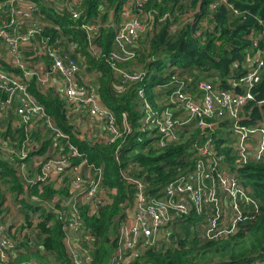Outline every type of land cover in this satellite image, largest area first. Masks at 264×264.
<instances>
[{"label": "trees", "instance_id": "1", "mask_svg": "<svg viewBox=\"0 0 264 264\" xmlns=\"http://www.w3.org/2000/svg\"><path fill=\"white\" fill-rule=\"evenodd\" d=\"M34 1L40 3V11L46 13L48 18L49 24L45 25L43 34L50 37L51 42L57 41L60 33L69 35L74 42L75 52L84 56L87 65L98 71L100 102L115 112L118 126L124 132L113 144L103 139H82V131L71 122L69 109L73 103L62 95L46 92L37 76L31 78V91L46 107L58 127L80 147L89 162L103 168L106 188L117 189L112 202L107 201L97 213L90 214L86 205L82 208L85 235L80 237V244L78 240L76 242L81 245L78 247L80 253L91 256L87 264H109L118 246L120 226L127 218V205L135 194L134 185L128 184L122 172L125 169L132 171L130 164L138 163L139 168L134 169L131 174L148 181L152 192H157L172 179L190 171L197 156L190 149L193 138L181 137L180 142L160 148L155 144L156 138L140 131L143 98L139 96V88L147 90L168 82L172 66L177 65L187 70L186 74L196 81L219 80L221 87L229 89L231 79L243 74L251 60L258 57L264 59V0H227L216 8L212 7L215 0H145L141 8L135 5L132 10L134 15L153 10L159 14L153 13L152 23L148 25L147 31L131 46L136 50V57L115 62L126 71H139L146 76L145 79L129 80L121 84H117V71L108 60L113 50L119 48L114 47V20L106 21L110 18V10L113 12L112 17H116L115 21H119L120 13L129 0H80V4L73 6L81 12L77 19L69 13L68 4L73 0H58L57 5H63L64 13L59 12L56 6L44 5V0ZM165 13L173 17V25L169 18L159 21L160 15ZM181 17H185V20H181ZM84 19L90 24L100 25L92 38H89V32L82 27ZM40 37L41 35H37V39ZM94 46L100 49L98 55L95 54ZM6 51V46L0 42V61H3L8 72L18 73L16 65L4 62ZM235 90L236 93L241 92L240 87ZM252 93L255 98L247 104L245 112L248 118L242 123L248 126L258 123L264 125V66L260 81ZM4 99L5 96L0 93V108ZM124 113L132 128L129 134L123 125ZM2 119L0 124L7 121ZM8 121L10 132L12 120ZM194 130L193 135L198 138L200 130ZM183 131L179 130L186 136ZM216 145L219 154L224 156V162L230 167V172L238 174V179L245 184L249 195L260 203L258 211L249 213L247 210L250 208L242 210L243 217H248L240 220L236 232L211 240H199L189 226L200 220L205 227L209 214L191 212L179 218L176 223L181 222L188 235L194 232L192 242H189V237L180 239L179 236L178 239L177 234L171 232L167 239L158 241L159 248L157 245L151 247L140 257L133 258L129 264H208L216 256L222 260L212 264H264V157L238 164L235 138L229 132L226 122L216 136ZM81 160L82 158L77 159L78 162ZM0 168L3 169L1 173L4 176H11L13 179V190L24 193L26 197L38 195L42 208L45 201L55 205L51 201L53 196L68 195V191L53 189L52 184L44 186L42 191L39 185H26L19 172L4 158H0ZM30 197L27 199L30 200ZM4 201V195L0 194V217ZM44 211L41 214L44 219L28 232L12 233L10 225L7 233L12 245L0 250V253L4 251L7 256L4 259L0 254V264H36L33 257L39 262L40 259L46 260L47 256L51 257V261H47L52 264H75L66 235L67 226L60 218V213L45 207ZM3 221L5 220L1 217L0 222ZM111 232L112 236L109 237ZM177 239L179 245L177 243L175 246ZM40 264L48 263L40 261Z\"/></svg>", "mask_w": 264, "mask_h": 264}, {"label": "built area", "instance_id": "2", "mask_svg": "<svg viewBox=\"0 0 264 264\" xmlns=\"http://www.w3.org/2000/svg\"><path fill=\"white\" fill-rule=\"evenodd\" d=\"M79 1L73 0L68 4L69 12L76 19L81 12L73 6ZM144 1L129 0L121 19L114 24V47L119 48L113 50L108 60L123 83L129 80L143 81L146 77L136 70L126 71L115 63L116 60L128 61L136 57V50L131 46L147 31L153 13L159 14L153 10L133 15L135 5L141 8ZM226 1L215 0L212 7L216 8ZM56 8L64 13L63 5H56ZM167 18L173 25V17L169 13L160 15L159 21L163 22ZM84 22L82 27L92 38L100 25L90 24L86 19ZM48 24L47 15L40 11L38 1L0 0V42L7 48L3 60L5 63L12 62L21 72H8L3 61H0V93L5 96L0 118H10L14 122L11 124V136L5 134L8 126L3 128L5 123L0 124V153L3 155L0 158L9 161L23 180H34L30 184L39 185L41 191L51 183L58 184V190L68 191V195L56 197L55 205L45 201L44 206L60 213V218L67 226L66 235L74 263L87 264L91 256L80 253L78 249L81 246L80 237L85 235L82 208L86 205L90 214H95L107 203L104 171L102 167L89 162L80 147L58 127L46 107L31 91V78L37 76L41 87L47 90L52 77L60 75L68 101L75 106H85L91 119L103 124L109 144L116 142L124 132L118 126L115 112L101 104L96 87L79 82L77 75L81 65L78 59L63 52L56 40L51 42L50 37L43 34ZM37 35L41 37L37 39ZM94 51L97 55L100 53L97 46H94ZM40 57L47 61L44 73L28 66V62L39 60ZM263 66L262 57L251 60L246 71L238 78H232L229 89H226L220 86L219 80L196 81L173 65L168 82L147 90L139 88V96L143 98L140 131L156 138L155 144L160 148L180 142L181 137L193 138L190 149L197 156L190 171L172 179L157 192H152L148 181L131 174L139 168L138 163L130 164L132 171L125 169L122 172L128 184L134 185L135 194L127 205V218L120 226L118 246L109 264H129L151 247L157 245L159 248L158 241L162 235L171 233L176 221L191 212L209 214L203 233L211 240L236 232L240 220L248 217H243L242 210L250 208L247 210L249 213L258 211V200L249 195L238 174L230 172L224 156L219 154L216 136L226 122L235 138L234 148L240 165L264 157V125L258 123L248 126L242 123L248 118L245 109L249 101L255 98L252 90L260 81ZM174 67L179 69L175 70ZM193 87L197 88V92L193 91ZM237 87H240V93H236ZM155 90H164L165 95L158 98L152 94ZM147 91L156 97L160 105L147 98ZM11 114L15 117H10ZM123 116L124 129L129 134L132 128L127 114ZM194 129L200 130L198 138L193 135ZM179 130H184L186 136ZM47 135L62 147L57 155L45 157L39 153ZM78 158L82 160L78 162ZM28 169L35 170V178L28 177ZM34 198L41 201L38 196ZM130 211L134 212L132 224L127 222ZM7 232L6 226L0 223V250L12 245ZM0 254L4 259L7 258L4 251Z\"/></svg>", "mask_w": 264, "mask_h": 264}, {"label": "crops", "instance_id": "3", "mask_svg": "<svg viewBox=\"0 0 264 264\" xmlns=\"http://www.w3.org/2000/svg\"><path fill=\"white\" fill-rule=\"evenodd\" d=\"M110 17L112 19V14ZM119 19H121V16ZM181 20H184V17H181ZM59 35L64 41V45H63L64 51L63 52L76 57L78 59L80 65H81V70L77 75L79 82L92 84L98 90L99 77H100L98 71L87 65V63L85 62L84 56L78 54V52H75L74 42L72 41V39L70 38L69 35H67L65 33H60ZM133 61H135V60H133ZM46 64H47V61L43 57H40L39 60L37 59L35 61V59H33L31 62H28V66L31 69H35L36 71L41 72V73H44L45 70L47 69V67L45 66ZM116 82H117V84H121L122 79L118 76V80ZM63 87H64V85H63L62 78L60 75H57L55 77H52V79L50 81V86L46 90V92H53L54 94H59L60 96L62 95L64 98H67V96L63 92V89H62ZM193 91L197 92V88L193 87ZM152 94L156 95L158 98H161L160 95L163 97L165 95V91L164 90H155L152 92ZM101 104H102V102H101ZM103 106H105V105H103ZM69 112H70V116H71V122L74 124V126L76 128H78L79 130L82 131V134L80 135L82 139H86L88 141L89 140L94 141V139H98V140L103 139L106 141L108 140V133L105 132L103 124L98 123V122L94 121L93 119H91V117L88 114V110L85 106L80 105V104H77L76 106L72 105L69 109ZM10 117H15V116L13 114H11ZM9 119L10 118H3L2 119V120H7V121H4L5 125H6L5 127L8 126V124H9L8 120ZM12 122H13V119H12ZM45 139H46V142H45V145L43 146V150H42V152L40 151L39 153L41 155H44L45 157L57 155L59 150L62 149V147L60 145H57L55 139H53V137H51V136L47 135V136H45ZM41 155H40V157H42ZM34 171H35L34 169H28V177L29 178L30 177L35 178V172ZM32 181H34V180H32ZM31 182L25 181V184L28 185ZM51 184L53 185V189H55L57 191L58 190V184H53V183H51ZM34 196H38V195H32L30 200L41 205L40 201L35 199ZM58 196H61V195H58ZM56 197L53 196V198H51V201L56 200ZM42 209L44 210V208H42ZM2 211H4V210H2ZM128 218H129V220H127V222L132 224L133 220H134V212L130 211ZM41 219H42V217H40V220ZM5 221H6L5 224L6 223L9 224L6 227L7 231H9L8 228L11 225L12 233H15V232L25 233L23 231V229L21 227H19V225L16 226V224H14L15 222H9V220H5ZM14 228H15V230H14Z\"/></svg>", "mask_w": 264, "mask_h": 264}, {"label": "rangeland", "instance_id": "4", "mask_svg": "<svg viewBox=\"0 0 264 264\" xmlns=\"http://www.w3.org/2000/svg\"><path fill=\"white\" fill-rule=\"evenodd\" d=\"M58 2H59L58 0H46L44 5L56 6ZM109 12H110V16H111V14H113L112 10H110ZM69 13H71V12H69ZM185 17H187V16H185ZM112 19L114 20V23H116V21H115L116 17L113 16ZM109 20H111V17L108 18L106 22H108ZM188 20L190 21L192 19H188ZM198 33H200V31H198ZM58 38H57V44L64 51V48H63L64 41L60 37V35H58ZM174 68L176 70L178 67H174ZM179 70L184 74L187 71L185 69H179ZM163 77H165V76L163 75ZM160 97H162V96L160 95ZM147 98L150 101H152V100L155 101L157 103V105H160V103L156 99V97L152 96L149 92L147 94ZM3 128H5V126ZM0 132H2V131L0 130ZM5 134H7L8 136H11V133L9 131H6ZM235 147H236V144H235ZM0 156L3 157V155L1 153H0ZM223 167L227 168V169L229 168L228 166H223ZM0 170H2V172H3L2 168H0ZM13 184H14V182H13V179L11 178V176H9V177L4 176V174L2 175V173L0 171V194L4 195V199H5L4 204L2 205V210H4V211H2L1 217L4 218V220H9V222H15L14 224H16V226L19 225V227H21L24 232H28L31 229H34L36 227V225L39 224L40 217H42L44 219V216L41 214H43L45 211L42 209L41 205L27 199L30 196L26 197L24 195V193H20L18 190H13L11 187ZM116 192H117L116 187H114L113 189H108L107 193L105 194L108 202H112L113 196L116 194ZM43 208H44V206H43ZM2 224L6 227L9 225L7 223L5 224V221H3ZM189 226L192 229L191 231H194L196 233L195 236L198 237L199 240L208 239V237L205 236V234L203 233V229L205 227L203 226V223L200 222V220L197 221L196 223H194V222L191 223ZM14 230H15V228H14ZM171 231L177 234L178 239H179V236H180V239H184L186 237H189V242L193 241L192 240L193 239L192 234L194 232H191L190 235H188L187 231L184 230V226L182 225L181 222L174 224L171 227ZM164 232L166 233V230ZM166 234L162 235V238L160 240L167 239L168 234H167V236H166ZM111 236H112V232L110 233L109 237H111ZM178 239L175 240V242H176L175 246H177V243L179 245ZM90 242H93V241L90 240ZM99 243L102 244L101 242H99ZM168 244H171V243L168 242ZM34 251H35V249H34ZM41 253L44 254L43 251ZM91 254H93V250H91ZM32 259L35 261L36 264H40V261L46 262L48 264H52L51 262L47 261V260L51 261V257H49V256L46 257V260L40 259L39 262L35 257H33ZM218 260H222V259L218 258L216 256L215 260H213L212 262H209L208 264H212L214 261L217 262Z\"/></svg>", "mask_w": 264, "mask_h": 264}, {"label": "clouds", "instance_id": "5", "mask_svg": "<svg viewBox=\"0 0 264 264\" xmlns=\"http://www.w3.org/2000/svg\"><path fill=\"white\" fill-rule=\"evenodd\" d=\"M125 7V6H124ZM124 9V8H123ZM123 9H122V12H123ZM122 12L120 13V16H121V14H122ZM132 14H133V12H132ZM134 15V14H133ZM120 20V19H119ZM119 21H116V23H118ZM113 24H115V23H113Z\"/></svg>", "mask_w": 264, "mask_h": 264}]
</instances>
